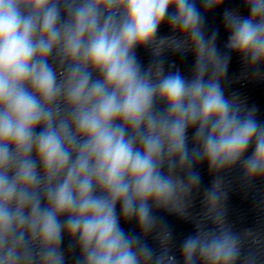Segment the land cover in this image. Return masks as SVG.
Segmentation results:
<instances>
[{"label":"clouds","instance_id":"obj_1","mask_svg":"<svg viewBox=\"0 0 264 264\" xmlns=\"http://www.w3.org/2000/svg\"><path fill=\"white\" fill-rule=\"evenodd\" d=\"M229 2L0 0V264H264L225 181L264 183V121L224 87L233 55L264 81V0ZM156 210L193 223L179 259Z\"/></svg>","mask_w":264,"mask_h":264}]
</instances>
